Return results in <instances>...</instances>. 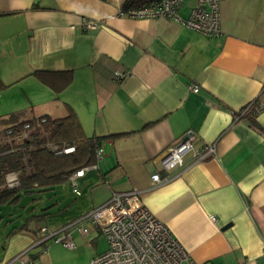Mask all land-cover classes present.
Here are the masks:
<instances>
[{"label":"crops","instance_id":"crops-1","mask_svg":"<svg viewBox=\"0 0 264 264\" xmlns=\"http://www.w3.org/2000/svg\"><path fill=\"white\" fill-rule=\"evenodd\" d=\"M134 5L0 0V78L7 85L0 117L58 118L72 108L87 137H104L98 167L79 178L80 196L68 180L73 199L64 183L0 204V264H91L109 246L93 225L86 235L63 230L71 247L41 243L39 228L59 229L114 192L132 190L197 262L264 264V109L255 120L251 112L236 115L264 97V0H220L216 37L174 19L122 15ZM192 5L185 3L182 17ZM83 18L102 25L84 30ZM41 70L71 72L72 81L56 92ZM116 72L125 76L119 80ZM190 130L195 148L215 143L216 156L197 160L189 153L169 182L153 186V173L166 174L161 158ZM50 193L55 201L48 206Z\"/></svg>","mask_w":264,"mask_h":264},{"label":"built area","instance_id":"built-area-1","mask_svg":"<svg viewBox=\"0 0 264 264\" xmlns=\"http://www.w3.org/2000/svg\"><path fill=\"white\" fill-rule=\"evenodd\" d=\"M189 0H154L147 4L134 5L128 8L122 15L131 18H158L165 17L180 21L185 27L197 31L208 37L221 35V9L220 0H191L187 17H182L181 9ZM102 23L98 20L83 18L84 30H95ZM116 78L121 80L125 73L116 72ZM194 92L199 91L197 84H191ZM254 107L255 114L264 109V97L258 98L242 110L236 113L237 117H244L247 110ZM32 129L31 123L24 125L23 129L16 132V140L29 136ZM9 133L12 130L8 131ZM195 135L192 130L188 131L183 138L171 145L161 158L162 170L152 174L153 186H158L170 181L169 173L175 168L182 167L187 154L192 153L197 160H203L210 156H216L217 146L215 143L207 144L202 150L194 146ZM76 151L75 146H67L59 152L71 154ZM103 157L101 146L97 149V159ZM98 167L97 164L84 166L69 177L72 191L80 196L79 178L84 177L90 170ZM20 185L19 176L16 172L6 174L5 183L0 186L16 188ZM213 220H216L212 216ZM88 223L97 228L101 236H104L109 246L106 251L93 257L91 264H204L192 258L186 248L174 237L170 228L159 220L141 199L140 191L114 192L110 200L103 205L94 208L85 214L73 219L59 229H51L44 225L39 228L40 242L48 240L61 241L66 246H72L68 238L69 231L77 230L86 235L90 228ZM63 230L68 234L61 235ZM22 263L23 258L19 256ZM29 263L33 261L29 260Z\"/></svg>","mask_w":264,"mask_h":264},{"label":"trees","instance_id":"trees-1","mask_svg":"<svg viewBox=\"0 0 264 264\" xmlns=\"http://www.w3.org/2000/svg\"><path fill=\"white\" fill-rule=\"evenodd\" d=\"M152 1L137 0V3L142 5ZM36 73L56 92L64 89L73 76L71 72L41 70ZM6 86L0 78V91ZM252 108L246 113L251 112V119L255 120V109ZM20 114L12 112L0 119L7 123L5 128L0 129V186L5 183L9 172H16L20 181L16 188L0 189V204L17 203L22 193L49 191L68 182L69 177L82 167L97 164V149L104 139L87 137L72 108L67 116L58 118L43 115L20 120ZM254 120L252 124L258 127ZM27 123L32 126L29 136L16 140V132ZM9 130L12 132L9 133ZM67 146H75L76 151L71 154L59 152Z\"/></svg>","mask_w":264,"mask_h":264},{"label":"rangeland","instance_id":"rangeland-1","mask_svg":"<svg viewBox=\"0 0 264 264\" xmlns=\"http://www.w3.org/2000/svg\"><path fill=\"white\" fill-rule=\"evenodd\" d=\"M8 114H10V113H8ZM20 116H23L22 114H20ZM4 117H7V116H1L0 117V119L1 118H4ZM7 126V123L6 122H3V121H1L0 120V129H3V128H5ZM79 184L80 185H82V182H80L79 181ZM81 187V186H80ZM62 188H64V191L63 192H65L67 195H69V199L71 198V199H73V197H72V194L70 195V193H69V191H68V188H69V184L67 183H65V185H63V187ZM83 188V187H82ZM50 192H54V191H52V190H49ZM48 191V192H49ZM100 191V195L101 196H99L100 198H102V197H104L105 196V192H104V190H103V188L102 189H100L99 190ZM73 193V192H72ZM74 194V193H73ZM54 194L53 193H50V194H47V195H45V198H48V196H51V201L50 202H48V206H50L52 203H54V201H53V199H52V196H53ZM75 195V194H74ZM23 198H25L26 199V197H25V195L23 196ZM80 198H83V196H81ZM85 198H87V197H85ZM32 199H30V206H32ZM90 203V202H89ZM36 204V203H35ZM41 204L42 203H40V204H38V208L41 206ZM46 205V204H45ZM5 209V208H4ZM16 211H19V212H22L23 210H25V209H23V207H18V208H16L15 209ZM28 210V209H27ZM39 210V209H38ZM107 239L104 237V236H102V243L104 244V245H106L107 244ZM109 244V243H108Z\"/></svg>","mask_w":264,"mask_h":264}]
</instances>
